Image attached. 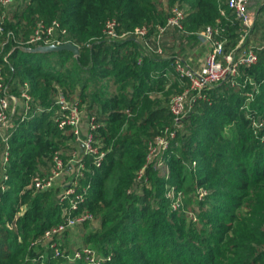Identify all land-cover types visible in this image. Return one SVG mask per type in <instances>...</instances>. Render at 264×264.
<instances>
[{"label":"trees","instance_id":"obj_1","mask_svg":"<svg viewBox=\"0 0 264 264\" xmlns=\"http://www.w3.org/2000/svg\"><path fill=\"white\" fill-rule=\"evenodd\" d=\"M166 1L169 7L186 10L188 30L220 17L226 50L240 36L238 19L231 9L220 15L219 0ZM162 4V0H23L13 22L5 9V30L12 29L16 39L6 43L0 67L15 94L21 83H29L32 108L25 119L20 111L14 112V124L7 128L0 264H88L83 257L71 261L55 255L43 239L47 227L65 218L58 196L61 187L42 191L28 187L32 175L50 168L60 143L76 144L72 134L63 133L53 120L57 84L70 100L78 89L82 102L73 101L79 107L84 103V112L94 117L95 136L107 150L99 166L84 155L88 169L77 190L89 186L79 210L90 211L99 223L88 231L85 226L92 219L75 225H82L83 240L77 247L95 246L103 257L100 264H264V36L259 31L264 26L258 14L244 42L255 50L256 61L240 67L235 85L229 81L213 85L208 99L197 100L184 117L183 129L160 158L145 167L146 182L139 185L135 180L145 164L148 142L171 122L168 105L160 97L173 87L182 90L185 82L174 71L172 57L155 54L140 40L92 38L101 34L110 17L116 18L118 31L145 23L151 35L169 13ZM262 11L260 7L257 13ZM39 19H58L67 30L64 40L77 44L79 53L22 50L19 41ZM180 34V39L193 36ZM256 35L263 40L257 41ZM75 147L66 144L63 149ZM61 154L67 156L65 150ZM167 187L180 194L177 207L175 197L166 195ZM199 188L205 193L201 195ZM20 202L27 207L15 216ZM69 229L62 233L63 240Z\"/></svg>","mask_w":264,"mask_h":264},{"label":"built area","instance_id":"obj_2","mask_svg":"<svg viewBox=\"0 0 264 264\" xmlns=\"http://www.w3.org/2000/svg\"><path fill=\"white\" fill-rule=\"evenodd\" d=\"M14 1L0 0V34L2 35L0 54L10 39H16L14 31L12 29L5 30L3 24L4 11ZM248 2L249 0H219L220 15L226 16V9H231L233 17L240 23V36L231 48L226 50L224 47L225 39L220 36L225 30V25L222 24L220 17H217L213 23L206 24L197 31L199 39L207 45V52L200 64L194 66L179 55L172 57V67L180 79L185 82V85L182 90L174 93L169 99L170 124L148 142L145 164L138 169L135 176L139 185L146 182L145 167L155 158L159 159L163 151L169 147L171 140L183 129L184 117L196 101L208 99V90L213 85L224 81L235 85L240 67L249 66L256 61L255 50L244 44L254 22L248 9ZM186 16L187 12L184 8L173 5L165 21L156 25L151 35L149 34L150 25L145 23L136 25L130 30L118 31L116 18L110 17L105 20L101 34L92 38V41L99 39L116 41L133 37L140 40L146 49L155 54L164 55L162 44L164 33L169 29H176L181 33L188 32L184 25ZM66 33V28L58 19H53L50 22L39 19L35 22L31 33L19 42L22 45L60 44L67 41L63 38ZM87 44L91 45V42ZM18 91V94L10 91L9 83L5 80L0 67V167L4 170L2 172L3 180L8 179V174L5 172L9 160L8 124L12 120L17 104L20 105L18 112L20 111L22 119L28 117V111L32 108L29 83L27 81L21 83ZM56 102L58 109L53 115V120L63 133L70 132L72 134L76 147L65 158L61 151H56L52 154L50 168L45 172L35 173L31 177L30 184L34 191L48 190L56 185L61 187L58 196L59 201L64 205L65 218L63 221L47 227L43 232V239L50 242L55 255L71 261L83 257L88 264H100L103 257L89 245L76 247L71 253L66 251L62 247V233L84 220L93 218L90 211L79 210V201L85 198L89 183L82 186L81 191L77 190V186L80 178L85 179V171L88 169L84 155L90 157L91 164L99 166L107 150L95 136L98 123L95 122L93 116L85 115L82 108L77 103L67 100L64 94H59ZM36 109L41 108L37 107ZM0 187L2 190L5 189V183L3 182ZM172 196L175 197L173 207H177L180 194L173 193Z\"/></svg>","mask_w":264,"mask_h":264},{"label":"rangeland","instance_id":"obj_3","mask_svg":"<svg viewBox=\"0 0 264 264\" xmlns=\"http://www.w3.org/2000/svg\"><path fill=\"white\" fill-rule=\"evenodd\" d=\"M163 1V4H162V6H163V8L164 9H166L167 11H169L170 10V8H171V6L169 7V4L167 3V1L166 0H162ZM22 2H23V0H15L13 3H11L10 5H8L7 7H6V9H7V11H6V13H8L7 14V16H8V18H9V20L10 21H14V13H15V11L16 10H18V8H19V6H21V4H22ZM260 7H263L264 8V0H249V2H248V9H249V11H250V13H251V15L253 16V19H255L256 18V16H257V14H258V18L259 19H262V21H263V26H264V11H262V12H260V13H257L258 12V9L260 8ZM37 18V16H35L34 17V19H36ZM5 19H6V16H5ZM260 33L261 34H263V36H264V29L263 28H261L260 30ZM259 34V33H258ZM256 40L257 41H261V40H263V37H262V35H256ZM256 41V42H257ZM55 88H56V90H57V96H56V101H57V98H58V95L59 94H64L65 95V97H66V99L67 100H69V101H71V102H75V101H73V100H77L79 103L80 102H82L80 99V96L78 95V89L77 90H75V91H73V93H71V96H72V98L71 99H73V100H70L69 99V97L67 98V96H66V94L64 93V91H63V87L61 86V85H59V84H57L56 86H55ZM178 88L177 87H173L172 88V90L170 91V92H165L160 98H161V103L163 104V105H168V102H169V99H170V97L174 94V93H176V92H178V90H177ZM247 94L250 96L251 95V92H247ZM19 102H21L20 100H19ZM57 106H58V103H57ZM55 107V109H54V111H57V109H58V107ZM16 110H15V112H18V110L20 109V105L19 104H17L16 105ZM81 108H82V110H83V112H84V103H82V105L80 106ZM88 113H85V115H87ZM14 120H15V116L14 117H12V120L10 121V123L8 124V128H10L13 124H14ZM157 135V134H156ZM66 144L69 146V148H70V146L71 145H76L75 143H73V142H66ZM65 144V142H62V143H60V149H56V150H54L53 151V153H55L56 151H61V150H65L66 151V154H67V156H68V154H69V149H63V147L66 145ZM52 153V154H53ZM157 165H161V161H159L158 163H157ZM2 172H3V170H2V168L0 167V185L3 183V178H2ZM148 182V181H147ZM139 186V185H138ZM28 187H31V184L29 183V186ZM137 189H139L138 187H136ZM5 189H7V185L5 184ZM4 190V189H3ZM199 191H200V194L202 195V194H204L205 193V189L204 188H199ZM168 193H170V197H172V195H173V193H174V190L172 189V188H169V187H167L166 188V195L168 196ZM22 194V192H20V195ZM26 207H27V205H26V203H24V202H20L19 204H18V210H17V212L15 213V216H18V215H21V214H23V212L25 211V209H26ZM189 216H193L192 214H190ZM98 223H99V219L98 218H96V217H94V218H92V220L89 222V223H87L86 224V226H85V231H88V230H91V229H95L96 227H97V225H98ZM81 233H82V225H78V226H75V227H73V228H71V229H69L68 230V232L66 233V237L64 238V240H63V243H64V245H63V248L66 250V251H69L70 253L71 252H73L74 250H75V248L80 244V243H82V240H83V237L81 236ZM92 244V243H91ZM90 244V245H91ZM92 246V245H91ZM92 248H94V250H95V252L96 253H98L100 256H102V254L100 253V252H98V250L95 248V246H92ZM11 264H22L21 262H15V263H11Z\"/></svg>","mask_w":264,"mask_h":264},{"label":"crops","instance_id":"obj_4","mask_svg":"<svg viewBox=\"0 0 264 264\" xmlns=\"http://www.w3.org/2000/svg\"><path fill=\"white\" fill-rule=\"evenodd\" d=\"M196 30H188L189 34H193L188 38L183 37L180 39V32L175 29H169L164 33L162 37L164 46V55L162 57H173L175 55L182 56L183 58L190 61L194 66L200 64L207 52V45L203 43L198 36ZM182 41H184L182 43Z\"/></svg>","mask_w":264,"mask_h":264},{"label":"water","instance_id":"obj_5","mask_svg":"<svg viewBox=\"0 0 264 264\" xmlns=\"http://www.w3.org/2000/svg\"><path fill=\"white\" fill-rule=\"evenodd\" d=\"M20 48L22 50L30 51V52H49V51L69 50L75 55L79 53V46L71 41H66L60 44H55V43L41 44L39 43L34 46L21 45Z\"/></svg>","mask_w":264,"mask_h":264}]
</instances>
